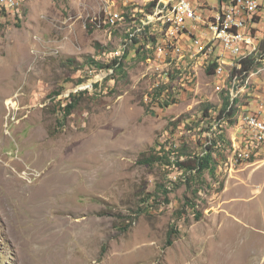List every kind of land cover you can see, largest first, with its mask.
<instances>
[{
  "label": "rangeland",
  "instance_id": "374dc122",
  "mask_svg": "<svg viewBox=\"0 0 264 264\" xmlns=\"http://www.w3.org/2000/svg\"><path fill=\"white\" fill-rule=\"evenodd\" d=\"M113 1L0 6L7 11L0 10V264H264V149L232 165L244 147H264L259 128L242 127L250 99L264 101V0H258L262 36L239 53L259 60L236 93L238 75L231 72L242 60L234 54L220 78L206 73V60L196 67L187 66L185 52L177 58L174 47L185 37L175 36L174 28L183 29L175 0ZM146 26L158 34L153 57L125 61V75L85 71L89 58L107 60L101 49L124 35L132 41ZM122 55L120 49L106 57ZM215 61L223 64V57ZM110 73L114 81L106 80ZM166 82L174 100L163 106L168 95L152 92ZM228 90L238 95L235 112L218 117ZM80 91L63 119L59 100ZM207 105L214 112L205 118ZM218 130L231 145L221 157L213 154L215 175L205 171L190 186L193 170L170 174V166L144 161L158 144L201 154ZM178 150L169 154L173 161Z\"/></svg>",
  "mask_w": 264,
  "mask_h": 264
},
{
  "label": "built area",
  "instance_id": "2783aa9c",
  "mask_svg": "<svg viewBox=\"0 0 264 264\" xmlns=\"http://www.w3.org/2000/svg\"><path fill=\"white\" fill-rule=\"evenodd\" d=\"M115 1L126 0L113 2ZM9 5L12 6L10 3ZM198 5L196 6L191 0H185L184 7L179 9V17L183 18V29L174 28L175 36L185 37V44L177 45L174 49L177 51V58L178 52L186 53L187 66L198 67L199 60H206L210 64L215 62V57H223V64H218L214 71L220 78L222 66L229 64L234 53L253 47L256 38H261L262 34L258 29L262 21L259 11L260 2L203 0ZM164 47L170 46L165 44ZM159 53L161 54V48ZM163 58L166 57L162 56ZM166 87L167 92L172 90L167 86V82ZM260 99L256 95L246 104L242 127L259 128V135H264V101L260 102ZM259 149L264 147H244L240 151V159H232V165H241L246 160H253L256 158V150Z\"/></svg>",
  "mask_w": 264,
  "mask_h": 264
},
{
  "label": "trees",
  "instance_id": "16d2710c",
  "mask_svg": "<svg viewBox=\"0 0 264 264\" xmlns=\"http://www.w3.org/2000/svg\"><path fill=\"white\" fill-rule=\"evenodd\" d=\"M223 2H225L226 0H222ZM156 2H151L146 4L145 6V10L147 11V13H152V10L154 9ZM196 6H199L198 3H196ZM127 9H129V7H127ZM0 10L6 11V9L2 8ZM146 11L143 12H138L137 15V19H140L141 17H145L146 16ZM127 20H131V18L128 19V16H126ZM149 27L146 26L145 29L139 33L138 35L136 34L135 36L132 37V41H130V36L129 35H124L123 36V40H120L121 42L115 46H109L108 45V50L106 48H103V50L101 49L100 55H103L105 52L106 54L112 52V51H120V49H123V55L121 57H113L111 60H107V61H101L100 58H89L87 61H85L82 65H88L89 68H93L95 70V72H99L102 70H106L108 71L109 69H113V73L115 74H121V75H125L126 74V69H125V61H128L129 59H136V60H140V61H145L147 57H153L152 54V49L154 48V44L155 41L158 38V34L157 33H152L149 31L148 29ZM145 36V37H144ZM148 40V41H147ZM147 43H153L152 45H150V47L147 49L146 45ZM123 45L126 46V48L123 47ZM262 51L263 53L260 54V56L263 54L264 56V43L262 44ZM105 49V50H104ZM250 58V57H249ZM259 59H255V60H250V59H244L241 61L240 66L238 69L236 70H232L231 72V77L234 76L236 73L238 75L235 84H234V91L235 93L238 92L239 90H235L239 87V84L237 85V83L239 81L243 82V80L246 78L247 76V72L251 69V67H253V63L257 62ZM217 63L216 61L213 63H210L205 71L207 74L212 75L215 71V68L217 67ZM87 68V66H86ZM85 68V69H86ZM178 71V70H177ZM113 74V75H115ZM110 78H106V80L113 78L112 74H109ZM85 81V78H78L77 83H82ZM230 85H232V79H230ZM246 84H244L242 86L245 87ZM95 87H98V84H94ZM167 86L169 88H173V86L171 84H167ZM166 84L158 87V88H154L152 94L154 98H158L162 95V93L167 94V90H166ZM227 92V91H226ZM84 91H80V92H76V93H71L69 98H65V99H61L59 100V111L62 112V117L63 119H65L68 115H70L71 111L73 110V108H75L76 103L79 100V96L81 94H83ZM168 97L164 100L163 102V106H168L170 104V101L174 100L172 99V97L170 96V94H167ZM236 97H232L229 90L227 93V96L225 98H223V105L222 108L218 111V117L219 115H223L226 114L227 116H231L234 114L236 106ZM236 99V100H234ZM65 102V105H63V103ZM205 111H204V115L205 118L212 116V111L214 112V110H212L210 108V106H205ZM239 112H236L233 120L230 124H235V121L237 119ZM217 115L215 116V118H218ZM221 117V116H220ZM214 118V119H215ZM217 121V120H215ZM221 129V128H220ZM172 133H174L172 131ZM229 141V142H228ZM230 139L226 140L225 138V132L222 130H218L214 133L212 139L210 140V142L207 145H204V150L201 154L198 155H187L185 153L186 147H182L180 150L176 149V148H172L169 150L165 149V144H158L157 145V149L155 150L154 153H152L151 155H149V157L147 159H144V161H146L148 164L150 165H155V164H159L162 166H165L166 168L170 166V168L167 170L168 172L171 171H181V170H190V171H194L192 174H195L193 176H191L190 178L187 177L186 178V184L188 186H190V179L194 180V177H200L204 174L205 171H209L212 175H215L216 173V166H217V161L215 159V157L213 156V154L215 152H217V154L219 155V157H221V154L224 150V148L229 145L230 147ZM159 148V149H158ZM178 150V154L181 156H185L183 159H180L181 156H179V158L177 160H172L169 158V154L175 153L176 150ZM216 154V153H215ZM178 157V155H177ZM202 181V180H201ZM159 189L162 190L163 193H168L169 191L166 189L165 184H160L159 185ZM198 187L194 189V192L197 193L198 192ZM151 196H148L144 202H147L148 199ZM167 200V198H166ZM189 207H191L192 209H195V205L192 204L190 202V200L187 201V203ZM151 205H147L145 208L140 209L141 212H143V210H147L148 207H150ZM198 214V211H195ZM174 228H171V231L169 233V238L171 236V234L173 233ZM175 232V231H174ZM167 243H171L170 239H168Z\"/></svg>",
  "mask_w": 264,
  "mask_h": 264
},
{
  "label": "bare ground",
  "instance_id": "6f19581e",
  "mask_svg": "<svg viewBox=\"0 0 264 264\" xmlns=\"http://www.w3.org/2000/svg\"><path fill=\"white\" fill-rule=\"evenodd\" d=\"M21 0H0V6H3L7 9H12L14 7H16L19 2ZM175 4H173V7H172V11L179 15V9H182L184 7V2L185 0H175ZM9 3L12 5L10 6ZM22 3V2H20ZM20 5V4H19ZM235 55V61L239 64V61L240 60H243L244 58H246V56L244 54H239V53H234ZM244 88V87H243ZM242 89V88H241ZM240 89V90H241ZM238 96V95H237ZM231 138V137H230Z\"/></svg>",
  "mask_w": 264,
  "mask_h": 264
},
{
  "label": "clouds",
  "instance_id": "9594fccd",
  "mask_svg": "<svg viewBox=\"0 0 264 264\" xmlns=\"http://www.w3.org/2000/svg\"><path fill=\"white\" fill-rule=\"evenodd\" d=\"M22 4H23V3H22ZM260 4H261V3H260ZM6 12H7V11H6ZM100 56H101L102 58H106L107 60H111V59H109V58L106 57V52H105L103 55H100ZM100 60H101V59H100ZM107 60H106V61H107ZM101 61H102V60H101ZM87 68H89V67L87 66ZM87 68L85 69V71L87 70ZM109 70H110V69H109ZM109 70H108V71H109ZM100 72H101V71H99V72H97V73H100ZM110 74H111V73H110ZM260 75H262V73H261ZM85 76H88V74H86ZM89 76H90V75H89ZM93 77H94V76H93ZM109 80H113V81H114V78H111V79H109ZM96 83H97V84H98V83L101 84L102 82H99V81H97V82H93V83H91V84H92V87H95L94 84H96ZM98 86H99V84H98ZM85 89H87V88H85ZM67 96H68V95H67ZM69 96H70V95H69ZM69 96H68V98H69ZM169 173L171 174V172H169ZM173 173H174V172H173ZM178 182H179V181H178ZM169 185H170V182H169ZM169 185H168V186H169Z\"/></svg>",
  "mask_w": 264,
  "mask_h": 264
}]
</instances>
